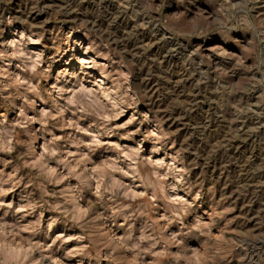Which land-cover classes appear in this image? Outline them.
I'll return each mask as SVG.
<instances>
[{
    "label": "rangeland",
    "instance_id": "rangeland-1",
    "mask_svg": "<svg viewBox=\"0 0 264 264\" xmlns=\"http://www.w3.org/2000/svg\"><path fill=\"white\" fill-rule=\"evenodd\" d=\"M0 264H264V0H0Z\"/></svg>",
    "mask_w": 264,
    "mask_h": 264
}]
</instances>
